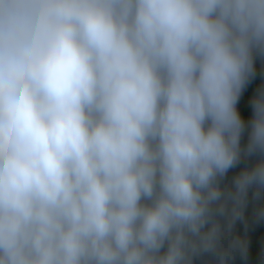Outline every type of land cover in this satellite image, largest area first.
<instances>
[{
    "label": "clouds",
    "instance_id": "9594fccd",
    "mask_svg": "<svg viewBox=\"0 0 264 264\" xmlns=\"http://www.w3.org/2000/svg\"><path fill=\"white\" fill-rule=\"evenodd\" d=\"M256 56L264 0H0V264H248Z\"/></svg>",
    "mask_w": 264,
    "mask_h": 264
},
{
    "label": "trees",
    "instance_id": "16d2710c",
    "mask_svg": "<svg viewBox=\"0 0 264 264\" xmlns=\"http://www.w3.org/2000/svg\"><path fill=\"white\" fill-rule=\"evenodd\" d=\"M254 68L255 75L249 80L244 89L242 90L241 96L237 103L238 111L241 114V117L247 121L251 116V105L250 99L255 95L256 90L264 85V57L256 56L254 58ZM247 142V129L242 133L240 143L241 146L245 145ZM254 162V157L242 158L241 161L233 168H230L228 172L225 174V177L222 179L221 183L229 184L231 181V177L235 175L242 167L251 166ZM250 199L249 203L245 208V217L249 219V224L253 226L264 227V221L259 223H252L251 216L253 212V208L256 203L251 199V191H250ZM240 222V221H239ZM242 223V222H241ZM235 231L243 234L245 229L235 227ZM247 236L249 239V257L248 264H255L257 259V253L260 250L262 244H264V233L246 230ZM196 264H211L210 258H204L202 260H197ZM234 264H243V261L240 260L239 257L236 258Z\"/></svg>",
    "mask_w": 264,
    "mask_h": 264
},
{
    "label": "water",
    "instance_id": "95a60500",
    "mask_svg": "<svg viewBox=\"0 0 264 264\" xmlns=\"http://www.w3.org/2000/svg\"><path fill=\"white\" fill-rule=\"evenodd\" d=\"M235 227L237 228H241V229H245V226L243 223L241 222H237V224L235 225ZM247 230H251V231H257V232H262L264 233V227H260V226H253L248 224Z\"/></svg>",
    "mask_w": 264,
    "mask_h": 264
}]
</instances>
